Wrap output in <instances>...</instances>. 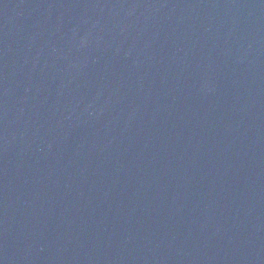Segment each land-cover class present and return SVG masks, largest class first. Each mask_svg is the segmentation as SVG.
Returning <instances> with one entry per match:
<instances>
[{
    "label": "water",
    "instance_id": "95a60500",
    "mask_svg": "<svg viewBox=\"0 0 264 264\" xmlns=\"http://www.w3.org/2000/svg\"><path fill=\"white\" fill-rule=\"evenodd\" d=\"M152 264H264V0H106Z\"/></svg>",
    "mask_w": 264,
    "mask_h": 264
}]
</instances>
